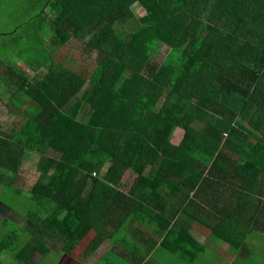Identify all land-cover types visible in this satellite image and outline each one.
Listing matches in <instances>:
<instances>
[{
  "label": "trees",
  "instance_id": "16d2710c",
  "mask_svg": "<svg viewBox=\"0 0 264 264\" xmlns=\"http://www.w3.org/2000/svg\"><path fill=\"white\" fill-rule=\"evenodd\" d=\"M0 10V100L20 118L7 131L0 122V187L21 210L9 208L18 222L2 217L0 202V226L21 227L0 232V255L49 264L55 250L82 264L106 239L129 250L132 224L160 244H192L186 226L167 227L196 206L209 239L247 263L257 250L241 235L264 226V0H0ZM73 45L93 63L77 64ZM33 154L39 177L21 196Z\"/></svg>",
  "mask_w": 264,
  "mask_h": 264
},
{
  "label": "crops",
  "instance_id": "0c3cea01",
  "mask_svg": "<svg viewBox=\"0 0 264 264\" xmlns=\"http://www.w3.org/2000/svg\"><path fill=\"white\" fill-rule=\"evenodd\" d=\"M172 208L173 207H170L169 212L172 211ZM197 209H198V207L194 206L191 213H186V214L183 213V215H178V216L174 217L172 220L169 221V223H168L169 227H167V228L171 229L173 226H176V225H178V223H180V226H184V227L186 226L187 231H189L194 237H202L203 236L204 238L209 239V234L206 235V231L209 229H207V227H205V226L200 225L196 221H193V219L196 216V213H198ZM169 212H167V214H169ZM113 218L115 219V216ZM154 220L156 221L157 219H154ZM149 224H150V222H149ZM145 228H147V227L141 226L139 229H136V227H134V224H132L131 226H129L127 228V230L124 232V236H127L130 240L132 238V240L129 242V250H127V251L122 249V246L120 244H118L117 242L112 243L110 240L106 239V241L109 244L108 245L106 243V245H108L109 247L102 249V251H103L102 254L96 255V252L94 251L93 257H94V255H96V257H94V262L92 261V264H118L120 262V260H122V258H124V260L126 261L125 262L126 264H134V262H136V264H163V255H162L163 251L169 252L171 257L175 258L177 263L186 264V256H185L186 255V249H184L185 244L179 243L176 241H174V242L171 241L168 243L160 244V242L162 240L157 239L156 233H154L155 230L152 231L151 229H145ZM260 229L264 230V226H260ZM107 230L109 231V228ZM113 231L115 234H118L121 232L120 229H117L114 226H113ZM244 231H246L247 234H243L241 236L244 238V240H246L247 245H252L254 240L251 237V235H252L251 232L248 229H245ZM179 233H181L183 235V230H176L173 234V237L175 236V234H179ZM253 235H255V234H253ZM137 236H143V237L146 236L147 242H144V243L142 242V243H140V245L142 248H145L146 251H148L147 255L143 258V260H138V261H136L137 257H134L133 254L131 253L132 249H134L132 247L135 245L134 240H136V241L138 240V239H136ZM204 244H206V243H204ZM102 245H104V244H102ZM102 245H100V246H102ZM206 245H207L208 250H209L208 244H206ZM81 246L82 245H80L78 247H81ZM100 248H102V247H100ZM187 248L192 249V252H193L192 261L189 264H202V252L200 251V248L192 245L191 243L187 244ZM198 250H199V253H198ZM215 250L218 251L220 254L224 253L223 254V260H230V262H231V255H233V253L228 251V250H222V246L221 245H215V243H214V247L212 250L211 262L213 260H215ZM220 254H219V257H220ZM59 256H60V254H58L57 251L54 250L53 264H75L76 263L73 261L69 262L67 260V258L65 257V255H62V257H59ZM219 257H218V262H219ZM234 257L235 256L233 255V260H234ZM87 258H86V260H83V261L81 260V263L82 264H90L89 262H87ZM247 261L248 262L244 263V264H264V258L263 257H261L260 260H251V258H247Z\"/></svg>",
  "mask_w": 264,
  "mask_h": 264
},
{
  "label": "rangeland",
  "instance_id": "374dc122",
  "mask_svg": "<svg viewBox=\"0 0 264 264\" xmlns=\"http://www.w3.org/2000/svg\"><path fill=\"white\" fill-rule=\"evenodd\" d=\"M23 1V0H22ZM136 12L138 14V16H143L144 15V12L142 11V9L139 7V6H136ZM1 11V10H0ZM6 11H1V15L2 17L4 16H7L6 15ZM165 50L164 47H162L161 49V53ZM70 52L72 53L73 56H76L77 57V64L78 63H86V64H92V60L91 59H84V56L79 54V48L75 47V45L71 46L70 48ZM93 55H91L92 57ZM10 111L9 109L6 107V105L4 104L3 101L0 100V122L3 124V130L4 131H7L9 130V128L11 127V123H15V122H20V118L19 117H15L14 114L10 115L9 114ZM183 131L182 130H176L172 136V139H171V142L173 144H178L180 143V141L182 140L183 138ZM25 169L27 170L26 172V176H24L23 178H21V180L18 182L16 181V185H18L19 187H22L23 189H21V196H23V194H27L26 191H28L32 185L35 183V181L38 179L39 177V167H41V164H40V157L37 156V155H31L30 156V159L28 160V162H26L25 164ZM133 176H131L130 174H127L125 176V183L127 184L128 182L130 183V180ZM25 189V190H24ZM4 190L1 189L0 187V202H3V206H5L7 209L3 210L2 211V214L1 216L3 217H6V218H9V219H12V220H15V221H19V216L16 215L14 212H11L10 210L12 211H15V212H19L21 210L15 208L14 206L6 203V202H9V197H8V193H3ZM14 202H18L19 205L23 203V200H22V197H18L16 198V200ZM9 208H11L9 210ZM20 215V214H19ZM21 217V215H20ZM11 220V221H12ZM9 221L10 222V225H5V228L0 226V232H9V230L11 229L12 231H19L21 227H19L18 223L15 222V221ZM210 234V231L207 230L206 231V235ZM255 234V235H253ZM1 236V235H0ZM252 239L254 240L253 242V247L257 250V252H253V253H250L249 254V258H251V260H260L261 257L264 258V230L263 229H259L257 230L256 233H252L251 235ZM140 242H147V238L146 236L143 237V236H137V238ZM193 242H192V245L196 246V247H199V245H197V243H206L208 244L209 246V250L207 252V256L204 255V258H206V261L207 263L209 264H215V261H216V258H217V261H218V257H219V252L215 250V260H212V250H213V247H214V243L211 239H207V238H204L203 236L202 237H194L193 238ZM83 243V242H82ZM81 243V245H82ZM106 243L108 244V242L106 240H104V242L100 245V248L95 250L96 252V255L97 254H102L103 251L102 249L106 248V247H109L108 245H106ZM236 243H242L243 244V240L241 237H238V239L236 240ZM222 246V244H221ZM184 249L187 250V252H190L192 255H193V252H192V249H189L187 248V244H185V247ZM229 249V243H226L224 246H222V250H228ZM83 250L82 247H77V249L73 252V256H78L81 251ZM231 251V250H230ZM198 253H199V250H198ZM96 255H94V257H96ZM162 255H163V264H179L176 262L175 258H172L170 253L167 252V251H163L162 252ZM89 255H87L84 260H86V258L88 257ZM94 257H93V254H90V256L87 258V262H89L90 264H92V261L94 262ZM46 260V258H45ZM40 258H36V263H40ZM71 262V261H70ZM233 255H231V262L230 260H225V263L224 264H233ZM42 263H45L47 264L46 262H42ZM0 264H18V263H15L14 261H12V258L10 257V255L8 253H2L0 255ZM49 264H53V261H51Z\"/></svg>",
  "mask_w": 264,
  "mask_h": 264
}]
</instances>
